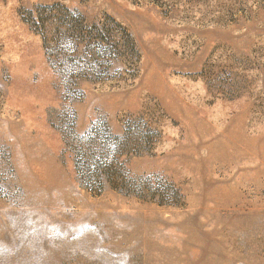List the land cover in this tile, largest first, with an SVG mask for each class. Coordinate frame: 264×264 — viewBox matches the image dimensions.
Instances as JSON below:
<instances>
[{
  "label": "rangeland",
  "instance_id": "rangeland-1",
  "mask_svg": "<svg viewBox=\"0 0 264 264\" xmlns=\"http://www.w3.org/2000/svg\"><path fill=\"white\" fill-rule=\"evenodd\" d=\"M0 264H264V0H0Z\"/></svg>",
  "mask_w": 264,
  "mask_h": 264
},
{
  "label": "trees",
  "instance_id": "trees-1",
  "mask_svg": "<svg viewBox=\"0 0 264 264\" xmlns=\"http://www.w3.org/2000/svg\"><path fill=\"white\" fill-rule=\"evenodd\" d=\"M56 7H43L40 10V15L36 20L33 21V24L35 26L41 27L44 25V23L48 20V17L50 18L52 16L51 11L54 10ZM66 14H68L67 9H63ZM59 11L58 9L54 10V12ZM65 17V16H64ZM74 15H71L70 17L63 18V15H59L58 17L53 15V18H55L54 23L58 25V23L65 24V26L70 30V36L72 37L71 40L74 41V43L81 45L82 43H85L83 47V51L91 53L93 51L95 54L101 55L100 58L102 61L107 63L113 60L111 63H116L118 59L115 57L121 55V51H117V45H113L114 37L109 30H104L103 28H100L99 26L94 25H84L83 21L75 20L73 19ZM79 21V22H78ZM41 23V24H40ZM79 23V24H78ZM90 27V28H89ZM56 33V31H55ZM57 34H60L59 31H57ZM88 36V39L86 40V37ZM82 40V41H81ZM124 42V41H123ZM128 53H131L132 56L136 55L137 57V50L134 46L128 45L127 46ZM116 53H119L117 56H115ZM109 58V59H107ZM96 59L94 63H96ZM112 65V64H111ZM90 170V169H89ZM88 170V172H89ZM96 173H100L98 171V168L96 169ZM101 176V175H100ZM98 179H94L90 184L92 185H98L100 184L101 179L97 177Z\"/></svg>",
  "mask_w": 264,
  "mask_h": 264
}]
</instances>
